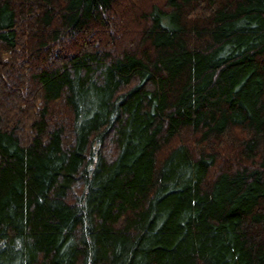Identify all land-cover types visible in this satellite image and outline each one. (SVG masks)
I'll list each match as a JSON object with an SVG mask.
<instances>
[{
    "label": "trees",
    "instance_id": "trees-1",
    "mask_svg": "<svg viewBox=\"0 0 264 264\" xmlns=\"http://www.w3.org/2000/svg\"><path fill=\"white\" fill-rule=\"evenodd\" d=\"M0 264H264V0H0Z\"/></svg>",
    "mask_w": 264,
    "mask_h": 264
}]
</instances>
